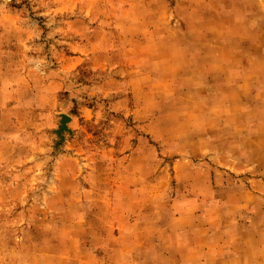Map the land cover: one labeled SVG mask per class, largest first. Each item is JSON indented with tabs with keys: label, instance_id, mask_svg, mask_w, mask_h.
Segmentation results:
<instances>
[{
	"label": "rangeland",
	"instance_id": "rangeland-1",
	"mask_svg": "<svg viewBox=\"0 0 264 264\" xmlns=\"http://www.w3.org/2000/svg\"><path fill=\"white\" fill-rule=\"evenodd\" d=\"M0 264H264V0H0Z\"/></svg>",
	"mask_w": 264,
	"mask_h": 264
},
{
	"label": "crops",
	"instance_id": "crops-1",
	"mask_svg": "<svg viewBox=\"0 0 264 264\" xmlns=\"http://www.w3.org/2000/svg\"><path fill=\"white\" fill-rule=\"evenodd\" d=\"M251 24L250 25H253V23L255 24V22H250ZM258 23H261V21L259 20V21H256V24H258ZM255 24V25H256ZM250 28H252V27H250ZM246 71H250L249 69H245ZM256 87H259V82L257 83V85H256Z\"/></svg>",
	"mask_w": 264,
	"mask_h": 264
},
{
	"label": "water",
	"instance_id": "water-1",
	"mask_svg": "<svg viewBox=\"0 0 264 264\" xmlns=\"http://www.w3.org/2000/svg\"><path fill=\"white\" fill-rule=\"evenodd\" d=\"M65 121H64V124H65V122H66V119H64Z\"/></svg>",
	"mask_w": 264,
	"mask_h": 264
}]
</instances>
